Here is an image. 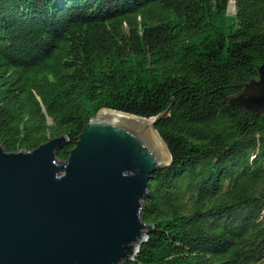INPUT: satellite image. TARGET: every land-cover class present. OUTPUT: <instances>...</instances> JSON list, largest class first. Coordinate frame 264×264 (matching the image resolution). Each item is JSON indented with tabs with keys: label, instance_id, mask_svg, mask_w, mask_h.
Returning a JSON list of instances; mask_svg holds the SVG:
<instances>
[{
	"label": "trees",
	"instance_id": "16d2710c",
	"mask_svg": "<svg viewBox=\"0 0 264 264\" xmlns=\"http://www.w3.org/2000/svg\"><path fill=\"white\" fill-rule=\"evenodd\" d=\"M263 65L264 0H0V146L67 161L102 110H170L125 264H264V114L230 103Z\"/></svg>",
	"mask_w": 264,
	"mask_h": 264
},
{
	"label": "water",
	"instance_id": "95a60500",
	"mask_svg": "<svg viewBox=\"0 0 264 264\" xmlns=\"http://www.w3.org/2000/svg\"><path fill=\"white\" fill-rule=\"evenodd\" d=\"M230 103L264 114V65ZM169 112L144 119L102 110L67 161L57 158L66 136L28 152L0 146V264L134 260L152 230L143 210L153 174L172 164L156 132Z\"/></svg>",
	"mask_w": 264,
	"mask_h": 264
},
{
	"label": "rangeland",
	"instance_id": "374dc122",
	"mask_svg": "<svg viewBox=\"0 0 264 264\" xmlns=\"http://www.w3.org/2000/svg\"><path fill=\"white\" fill-rule=\"evenodd\" d=\"M228 15H229L231 20H234V18L236 16V4H235V1H231L230 2V6H229V9H228ZM231 24H233V23L231 22Z\"/></svg>",
	"mask_w": 264,
	"mask_h": 264
},
{
	"label": "bare ground",
	"instance_id": "6f19581e",
	"mask_svg": "<svg viewBox=\"0 0 264 264\" xmlns=\"http://www.w3.org/2000/svg\"><path fill=\"white\" fill-rule=\"evenodd\" d=\"M152 121V120H151ZM153 122V121H152ZM155 130V129H154ZM156 131V130H155ZM157 132V131H156ZM158 133V132H157Z\"/></svg>",
	"mask_w": 264,
	"mask_h": 264
}]
</instances>
